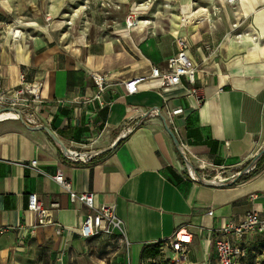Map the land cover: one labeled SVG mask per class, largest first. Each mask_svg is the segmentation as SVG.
<instances>
[{"label": "crops", "instance_id": "crops-1", "mask_svg": "<svg viewBox=\"0 0 264 264\" xmlns=\"http://www.w3.org/2000/svg\"><path fill=\"white\" fill-rule=\"evenodd\" d=\"M77 1L53 6L52 0L47 5L0 0L3 12L18 14L5 22L0 81L14 87L21 72L41 79L48 108L43 121L61 142L20 120L0 121V226L6 228L0 234V264H30L41 248L49 252L47 264H124L128 248L130 264H145L142 247L158 242L163 244L151 259L155 264H219L213 232L227 221H240L247 211L264 215V0H226L221 26L208 6L194 10L187 2L180 7L187 22L181 18L173 40L156 33L161 27L151 19L128 29L121 12L108 17L113 11L98 2L88 1L81 9ZM53 11L49 22L46 16ZM59 14L67 18L55 19ZM17 22L25 32L12 38L9 29ZM177 36L188 43L195 78L182 77L179 85L164 90L150 71H168L166 59L176 51ZM93 71L109 77L100 94L102 106L89 76ZM135 76L142 77L138 91L126 95L123 83ZM193 88L200 99L188 94ZM56 98L67 104H55ZM161 116L197 176L232 179L193 181ZM128 126L133 129L122 136ZM64 148L98 150V155L73 161ZM33 159L40 171L28 167ZM252 162V171L240 173ZM58 171L74 192H93L96 203L114 205L127 246L116 235L83 239L78 234L88 208L70 200L53 179ZM29 193L47 209L44 225L27 210ZM53 200L57 208L50 207ZM178 228L191 234L184 257L166 247ZM256 244L264 250V233L247 232L240 241L248 249Z\"/></svg>", "mask_w": 264, "mask_h": 264}, {"label": "built area", "instance_id": "built-area-1", "mask_svg": "<svg viewBox=\"0 0 264 264\" xmlns=\"http://www.w3.org/2000/svg\"><path fill=\"white\" fill-rule=\"evenodd\" d=\"M134 12L135 11L132 10V13L127 15L124 20L125 26L128 29L135 27L139 22ZM46 19H50V16H47ZM16 27L17 25L9 29L12 38H19L21 36V34L20 36H17L16 32L12 34V29H15V31H21ZM174 44L176 51L166 59L169 68L168 71L161 73L157 67H152L150 71L151 77L159 78L160 86L164 90L171 86L179 85L182 77L186 78L189 82H194L195 78L196 67L186 53L188 48L187 41L185 38L177 36L174 38ZM89 76L97 88L95 99L100 103V106H102L100 94L108 83L109 77L106 74L96 71L90 72ZM141 80V76H135L126 80L123 83L125 94L130 95L137 93L138 84ZM42 86L43 82L41 79H28L24 72L19 74L18 84L14 87L9 88L3 86L0 81V121L14 119L21 120L30 126H46L43 119L48 115V108L41 97ZM188 94L195 96L197 99L201 98L197 88L190 89ZM53 102L60 106L67 104V101L62 98H56ZM154 113L156 112L154 111ZM132 129L133 126L124 128L121 131V135L125 136ZM64 155L73 161L86 162L98 155V150L78 152L66 149ZM183 157L189 176L195 182L221 184L231 180L233 177L215 176L212 179H209L204 176H197L192 170L190 162L187 160L184 153ZM28 167L32 170L40 171L37 166V160L35 159L28 163ZM254 168L255 165L252 162L246 168L244 173H248ZM216 178L223 180L217 182L215 180ZM53 179L68 191L72 202L82 203L88 208V212L85 214L82 223L78 228V234L83 239L103 236L111 237L116 235L123 237L126 246L128 245L125 237L124 223L117 216L113 204L96 203L95 194L93 192H74L71 189L70 184L65 181L60 171L53 176ZM250 197L251 199L256 198L255 194H252ZM50 207L57 208V201L53 200L50 203ZM27 210L35 214L37 225H44L46 223L47 209L43 201L35 193H29L27 196ZM208 214L211 215L212 211H209ZM5 229L6 228L0 226V234L3 233ZM247 232L258 234L264 233V215L259 214L257 211L250 210L245 213L240 221H227L221 228L213 232V248L219 264L239 263V259L244 255V250L240 245V241ZM231 236L233 237V240L230 238ZM190 242L191 234L185 228H178L168 242H166V247L174 254L184 257L187 245L190 244Z\"/></svg>", "mask_w": 264, "mask_h": 264}, {"label": "rangeland", "instance_id": "rangeland-1", "mask_svg": "<svg viewBox=\"0 0 264 264\" xmlns=\"http://www.w3.org/2000/svg\"><path fill=\"white\" fill-rule=\"evenodd\" d=\"M45 5L49 4L50 0H44ZM64 2H67L69 0H52L50 2L51 4L58 5L62 4ZM88 1H94L98 2L103 7L107 8L108 10H111L113 12L108 13L107 16L111 17L116 14L115 12H121L122 16L124 17V20L127 15L132 13V8L135 7L137 10H135V14L137 19L140 21L141 19H151L152 21H155L158 23V26L161 28H156V33H159L163 38H169L173 40L172 33L176 32L178 28V24L181 21L182 14L180 13L181 5L191 2L193 5V9H197L199 6H208L210 12L212 13L213 17L220 18V26L223 24V7L227 4L226 0H79L77 1L76 5L77 7L81 8L87 5L86 3ZM68 6V3L65 4ZM64 5V6H65ZM169 5L171 6L169 8ZM215 8H219V10L215 11ZM168 10V11H167ZM53 14L55 15L56 12L53 11V13L48 14V16H51V19L49 22H51ZM15 15L14 13H6L3 12L2 7L0 8V50L4 48V38L3 35L5 34V31L7 30L5 26V22L11 20ZM44 14L39 13V17L43 16ZM46 15V14H45ZM47 17V16H46ZM65 19L67 18V15H56L55 19ZM190 18V17H189ZM194 18V17H193ZM192 17L190 19H193ZM204 18V16H197L196 19H194L196 22ZM169 19H171V23L169 24ZM185 19V16L183 15L182 20ZM188 19V18H187ZM187 19H185V22H187ZM218 20V19H217ZM18 22L20 19L18 18ZM190 21V20H189ZM17 22V29H20L22 32H25V29L20 26L21 24H18ZM7 23V22H6ZM46 24L47 22L44 21ZM64 24V29L67 27V23ZM20 26V27H19ZM6 28V29H5ZM49 28V27H48ZM62 29L61 31H63ZM20 31V32H21ZM19 32V33H20ZM46 36H49L50 31L45 30L44 31ZM222 27L220 29V34L222 35ZM177 34V33H176ZM20 36V34H19ZM23 36V35H22ZM26 36V35H25ZM24 36V38H25ZM7 42V41H6ZM16 43H19V41H16ZM213 176H218L217 174H214L209 177V179H212ZM221 177V176H220ZM244 255L242 258L239 259V264H263L264 262V250L263 247H261L260 244L254 245L252 248H243ZM126 255V262L124 264H130V260L133 259V252L131 249L128 248L124 250V259ZM171 259H167V261H170ZM49 261V252L45 250L44 248H41V251L36 253L33 258L29 259L30 264H47ZM174 261V259H173ZM158 264L159 261H157ZM165 264V262H162Z\"/></svg>", "mask_w": 264, "mask_h": 264}, {"label": "water", "instance_id": "water-1", "mask_svg": "<svg viewBox=\"0 0 264 264\" xmlns=\"http://www.w3.org/2000/svg\"><path fill=\"white\" fill-rule=\"evenodd\" d=\"M161 120H162V122L164 123V127H165L166 131L168 132L169 136L171 137V139H172V141H173V144H174L175 147L179 150V152L182 153V150H181L180 143H179L178 139L176 138V136H175V134L173 133V131L167 126V124H166V122H165V118H164L163 116H161ZM20 121H21V120H20ZM21 122H22V121H21ZM23 123H24V122H23ZM24 124H25V123H24ZM25 125L28 126V127H33V128H37V129H41V130H45V131H47L48 134H49V136L52 138V140H53L54 142H56L57 144H60V145H61V142L58 140V138L53 134V132H52L47 126L37 127V126H30V125H27V124H25ZM64 150H66V149L64 148ZM263 152H264V149L261 150L260 153H263ZM182 154H183V153H182ZM249 165H250V164H248V165L243 169V171L240 172V173H244L245 170H246V168H247ZM209 184H211V183H209Z\"/></svg>", "mask_w": 264, "mask_h": 264}, {"label": "trees", "instance_id": "trees-1", "mask_svg": "<svg viewBox=\"0 0 264 264\" xmlns=\"http://www.w3.org/2000/svg\"><path fill=\"white\" fill-rule=\"evenodd\" d=\"M119 142L120 140H118L116 144ZM263 155H264V152H263ZM162 244L163 242H158L153 246H148V245L143 246L141 250V254H140V259L141 260L146 259L147 261L145 262V264H155L154 262H152L151 259L160 254V247Z\"/></svg>", "mask_w": 264, "mask_h": 264}, {"label": "bare ground", "instance_id": "bare-ground-1", "mask_svg": "<svg viewBox=\"0 0 264 264\" xmlns=\"http://www.w3.org/2000/svg\"><path fill=\"white\" fill-rule=\"evenodd\" d=\"M230 1H231V0H230ZM11 32H12V34H13L14 32H16V35H17V36H19V34H20V33H19L20 31H19V30H16V31H15V29H12ZM213 177H214V176H213ZM215 180H216L217 182H220V180H223V179L216 178Z\"/></svg>", "mask_w": 264, "mask_h": 264}]
</instances>
